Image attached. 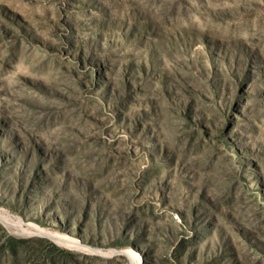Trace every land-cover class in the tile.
Wrapping results in <instances>:
<instances>
[{
	"label": "rangeland",
	"instance_id": "obj_1",
	"mask_svg": "<svg viewBox=\"0 0 264 264\" xmlns=\"http://www.w3.org/2000/svg\"><path fill=\"white\" fill-rule=\"evenodd\" d=\"M0 264H264V0H0Z\"/></svg>",
	"mask_w": 264,
	"mask_h": 264
}]
</instances>
